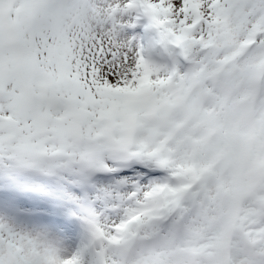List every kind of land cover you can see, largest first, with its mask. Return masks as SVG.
<instances>
[{
	"label": "snow or ice",
	"instance_id": "6c2138e0",
	"mask_svg": "<svg viewBox=\"0 0 264 264\" xmlns=\"http://www.w3.org/2000/svg\"><path fill=\"white\" fill-rule=\"evenodd\" d=\"M0 264H264V0H0Z\"/></svg>",
	"mask_w": 264,
	"mask_h": 264
},
{
	"label": "rangeland",
	"instance_id": "374dc122",
	"mask_svg": "<svg viewBox=\"0 0 264 264\" xmlns=\"http://www.w3.org/2000/svg\"><path fill=\"white\" fill-rule=\"evenodd\" d=\"M129 32H130V34L139 33V34L143 35V28L130 29Z\"/></svg>",
	"mask_w": 264,
	"mask_h": 264
}]
</instances>
